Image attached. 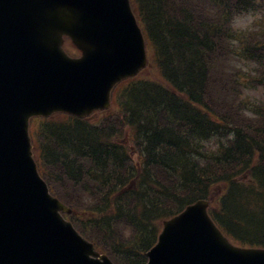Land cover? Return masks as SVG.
Returning a JSON list of instances; mask_svg holds the SVG:
<instances>
[{"label":"trees","instance_id":"obj_1","mask_svg":"<svg viewBox=\"0 0 264 264\" xmlns=\"http://www.w3.org/2000/svg\"><path fill=\"white\" fill-rule=\"evenodd\" d=\"M190 1L133 0L153 79L123 83L108 112L55 115L32 131L51 194L114 264H145L162 221L197 199L212 200L232 240L264 248V109L242 101L264 87V35L232 28L260 0ZM241 59L253 71L240 70Z\"/></svg>","mask_w":264,"mask_h":264},{"label":"water","instance_id":"obj_2","mask_svg":"<svg viewBox=\"0 0 264 264\" xmlns=\"http://www.w3.org/2000/svg\"><path fill=\"white\" fill-rule=\"evenodd\" d=\"M144 65L129 0H0V264H113L62 218L70 210L37 173L29 119L106 109L113 86ZM206 207L164 221L147 264H264V250L232 246Z\"/></svg>","mask_w":264,"mask_h":264},{"label":"rangeland","instance_id":"obj_3","mask_svg":"<svg viewBox=\"0 0 264 264\" xmlns=\"http://www.w3.org/2000/svg\"><path fill=\"white\" fill-rule=\"evenodd\" d=\"M170 2H172V3H174V5L176 4V3H179L180 5H186V4H189L190 2H192V1H190V0H178L177 2H176V0H170ZM170 8V7H169ZM249 23V19L248 18H240V19H238L237 21H236V25L237 26H247V24ZM66 46H67V44H66ZM68 46H71V45H68ZM217 86H221L220 85V82H218V83H216L215 85H214V87H217ZM251 95V97H255V98H257V99H261V98H263V96L264 95H262V91L261 90H257V92H255V93H253V94H250ZM211 108H213L214 109V111H216L217 113L219 112V113H221V110L219 109V106H217V105H213V107H211ZM247 108L248 109H256V108H259L258 106H257V103H255L254 101L252 102H250V106L249 105H247ZM260 109V108H259ZM261 110V109H260ZM129 131V130H128ZM130 133V132H129ZM125 134H126V129H125ZM204 139H206V138H204ZM212 144L213 143H209L208 141L206 142V141H204L203 143H202V146L204 147V148H206V147H211L212 146Z\"/></svg>","mask_w":264,"mask_h":264},{"label":"bare ground","instance_id":"obj_4","mask_svg":"<svg viewBox=\"0 0 264 264\" xmlns=\"http://www.w3.org/2000/svg\"><path fill=\"white\" fill-rule=\"evenodd\" d=\"M106 103V102H105Z\"/></svg>","mask_w":264,"mask_h":264}]
</instances>
